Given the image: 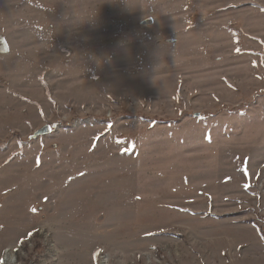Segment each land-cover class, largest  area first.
<instances>
[{"label":"rangeland","instance_id":"374dc122","mask_svg":"<svg viewBox=\"0 0 264 264\" xmlns=\"http://www.w3.org/2000/svg\"><path fill=\"white\" fill-rule=\"evenodd\" d=\"M263 235L264 0H0V264H264Z\"/></svg>","mask_w":264,"mask_h":264},{"label":"water","instance_id":"95a60500","mask_svg":"<svg viewBox=\"0 0 264 264\" xmlns=\"http://www.w3.org/2000/svg\"><path fill=\"white\" fill-rule=\"evenodd\" d=\"M151 21L148 19L146 22H145V24L146 23H150ZM1 47L3 48V51L2 52H5L6 51V46H5V44L4 43H2L1 42ZM47 132H49V128H45V129H43V130H41L40 132H38L37 134L38 135H42V134H45V133H47Z\"/></svg>","mask_w":264,"mask_h":264},{"label":"built area","instance_id":"2783aa9c","mask_svg":"<svg viewBox=\"0 0 264 264\" xmlns=\"http://www.w3.org/2000/svg\"><path fill=\"white\" fill-rule=\"evenodd\" d=\"M108 259H99V264H108Z\"/></svg>","mask_w":264,"mask_h":264},{"label":"trees","instance_id":"16d2710c","mask_svg":"<svg viewBox=\"0 0 264 264\" xmlns=\"http://www.w3.org/2000/svg\"><path fill=\"white\" fill-rule=\"evenodd\" d=\"M259 233H260V231H259ZM260 236L262 237L261 233H260ZM263 237H264V235H263Z\"/></svg>","mask_w":264,"mask_h":264},{"label":"bare ground","instance_id":"6f19581e","mask_svg":"<svg viewBox=\"0 0 264 264\" xmlns=\"http://www.w3.org/2000/svg\"><path fill=\"white\" fill-rule=\"evenodd\" d=\"M2 50V49H1Z\"/></svg>","mask_w":264,"mask_h":264}]
</instances>
